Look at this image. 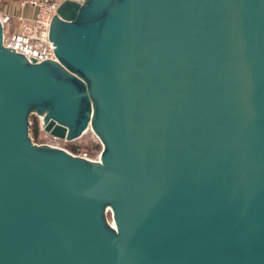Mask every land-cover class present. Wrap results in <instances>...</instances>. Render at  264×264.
I'll list each match as a JSON object with an SVG mask.
<instances>
[{"label": "water", "instance_id": "water-1", "mask_svg": "<svg viewBox=\"0 0 264 264\" xmlns=\"http://www.w3.org/2000/svg\"><path fill=\"white\" fill-rule=\"evenodd\" d=\"M3 38L0 264H264V0H61L54 59Z\"/></svg>", "mask_w": 264, "mask_h": 264}, {"label": "built area", "instance_id": "built-area-1", "mask_svg": "<svg viewBox=\"0 0 264 264\" xmlns=\"http://www.w3.org/2000/svg\"><path fill=\"white\" fill-rule=\"evenodd\" d=\"M81 1V0H77ZM60 0H19L16 4V27L10 28L11 15L0 17L3 23V43L23 53L28 59L37 61L54 59V51L49 48V17L53 16ZM29 9L28 12L25 9ZM9 21V22H8ZM87 157L85 153L78 154Z\"/></svg>", "mask_w": 264, "mask_h": 264}, {"label": "rangeland", "instance_id": "rangeland-1", "mask_svg": "<svg viewBox=\"0 0 264 264\" xmlns=\"http://www.w3.org/2000/svg\"><path fill=\"white\" fill-rule=\"evenodd\" d=\"M18 1L19 0H0V17L4 16L1 12L2 7H8V5L10 4H17ZM12 22L15 28L14 20H12ZM12 27L13 26H10L8 31H10V28L14 29ZM29 123V136L31 137L32 141L37 144L46 143L54 146H59L65 148L73 154L85 153L86 156L91 159L98 158L100 154V140L91 129L86 130L80 137L74 140H66L53 137L49 133L44 131L41 127L39 116L36 113L30 114ZM107 218L110 220L109 213L107 214Z\"/></svg>", "mask_w": 264, "mask_h": 264}, {"label": "crops", "instance_id": "crops-1", "mask_svg": "<svg viewBox=\"0 0 264 264\" xmlns=\"http://www.w3.org/2000/svg\"><path fill=\"white\" fill-rule=\"evenodd\" d=\"M9 6H10V8H9ZM1 9H2L1 12H2L3 15L8 14V15L12 16L11 19H10V23L9 24H10V26H13L12 28H14L12 20H14L15 19L14 16L18 14V9H17L16 4H10V5H8V7H2ZM28 10L29 9H27V8L25 9L26 12H28ZM14 23H15V27H16L15 20H14Z\"/></svg>", "mask_w": 264, "mask_h": 264}]
</instances>
